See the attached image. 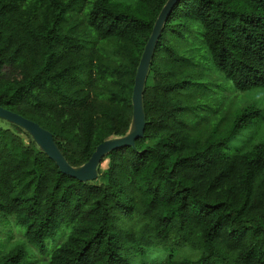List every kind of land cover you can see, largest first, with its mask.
I'll use <instances>...</instances> for the list:
<instances>
[{
    "label": "trees",
    "instance_id": "trees-1",
    "mask_svg": "<svg viewBox=\"0 0 264 264\" xmlns=\"http://www.w3.org/2000/svg\"><path fill=\"white\" fill-rule=\"evenodd\" d=\"M166 1L0 0V106L83 165L129 132L136 68ZM205 60L236 90L264 88V0L175 3L147 67L143 136L106 152L92 179L60 171L0 117V227L23 236L0 238V264H264V140L223 151L260 110L207 133L190 97ZM154 247L170 254L132 261ZM184 247L195 254L174 253Z\"/></svg>",
    "mask_w": 264,
    "mask_h": 264
},
{
    "label": "rangeland",
    "instance_id": "rangeland-1",
    "mask_svg": "<svg viewBox=\"0 0 264 264\" xmlns=\"http://www.w3.org/2000/svg\"><path fill=\"white\" fill-rule=\"evenodd\" d=\"M131 1L127 0V2ZM196 70L200 73V77L194 79L193 92H191L190 97L196 98V108L200 113L210 115V119L202 125L207 133L214 132V136L223 135L226 133V129H230L236 116L245 109L258 108L260 110V114L253 118L248 126L242 128L234 138L227 142V145L223 147V151L233 152L248 144H256L264 140V88L256 87L245 91L236 90L233 88L232 83L207 60L201 61ZM152 80V73L146 69L143 76V87L152 84ZM214 111L216 112L213 115ZM2 124L9 126L6 121H2ZM13 131L19 133L25 139L24 134L19 129L13 128ZM107 160L106 154H103L96 168L98 167L101 171H104L107 167ZM11 225L0 227V238L11 230L10 242L12 243L17 239H22L23 236ZM59 240L57 239L56 242ZM174 253L177 255L195 254L194 251H189L185 247L176 250ZM169 254L170 251L168 250L154 247L147 249L144 256L132 258V261H160L167 258ZM32 255L39 263H44L45 257L40 258L36 250L32 252Z\"/></svg>",
    "mask_w": 264,
    "mask_h": 264
},
{
    "label": "water",
    "instance_id": "water-1",
    "mask_svg": "<svg viewBox=\"0 0 264 264\" xmlns=\"http://www.w3.org/2000/svg\"><path fill=\"white\" fill-rule=\"evenodd\" d=\"M177 1L178 0H167L165 2L158 16L155 19L151 33L140 55L134 76V83L131 95L132 123L130 131L123 137L114 138L99 143L95 147L89 159L83 165L78 167L70 166L55 146L51 133L41 127L37 122L27 119L2 106H0V117L13 123H16L17 125L28 130L32 134L34 139L45 150L48 156L55 161L60 171H62L63 173L80 180L95 178L96 166L103 154L115 148L132 145L136 139L143 136L145 125L144 113L142 110L141 103L143 76L145 70L148 67L152 51L155 47L157 38L160 35L162 26ZM39 133L46 135V139L41 140V138L39 137Z\"/></svg>",
    "mask_w": 264,
    "mask_h": 264
},
{
    "label": "bare ground",
    "instance_id": "bare-ground-1",
    "mask_svg": "<svg viewBox=\"0 0 264 264\" xmlns=\"http://www.w3.org/2000/svg\"><path fill=\"white\" fill-rule=\"evenodd\" d=\"M39 137L41 138V140L46 139V135H44V134H42V133H39Z\"/></svg>",
    "mask_w": 264,
    "mask_h": 264
}]
</instances>
